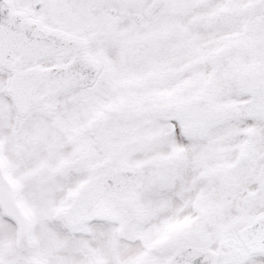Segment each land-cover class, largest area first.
<instances>
[{
  "label": "snow or ice",
  "instance_id": "1",
  "mask_svg": "<svg viewBox=\"0 0 264 264\" xmlns=\"http://www.w3.org/2000/svg\"><path fill=\"white\" fill-rule=\"evenodd\" d=\"M0 264H264V0H0Z\"/></svg>",
  "mask_w": 264,
  "mask_h": 264
}]
</instances>
